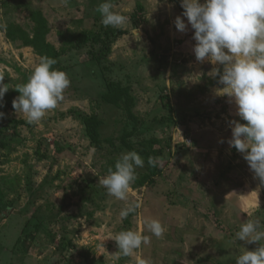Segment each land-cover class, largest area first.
Masks as SVG:
<instances>
[{
  "label": "rangeland",
  "instance_id": "rangeland-1",
  "mask_svg": "<svg viewBox=\"0 0 264 264\" xmlns=\"http://www.w3.org/2000/svg\"><path fill=\"white\" fill-rule=\"evenodd\" d=\"M103 2L0 0V79L9 87L0 107V264H135L137 256L148 264H236L240 248L260 246L233 237L248 219L264 224V184L228 143L229 122L240 120L234 99L216 95L223 86L207 75L214 67L207 59L197 61L186 17L187 30L176 29L180 0H111L128 18L119 27L101 23ZM35 12L47 24L42 49L25 43L35 35ZM118 29L126 34L102 63L93 59L100 46H73L81 32ZM42 56L54 58L71 83L54 109L29 124L12 101ZM197 74L199 81L189 79ZM110 83L130 89L140 121L127 141L145 164L126 200L99 184L129 151L122 139L134 129L125 100H103ZM93 115L102 122V150L86 135ZM148 157L156 176H149ZM136 203L135 212L120 216ZM149 217L163 225L161 237L147 230ZM123 230L148 235L150 243L132 256L117 254L113 238Z\"/></svg>",
  "mask_w": 264,
  "mask_h": 264
},
{
  "label": "clouds",
  "instance_id": "clouds-1",
  "mask_svg": "<svg viewBox=\"0 0 264 264\" xmlns=\"http://www.w3.org/2000/svg\"><path fill=\"white\" fill-rule=\"evenodd\" d=\"M182 16L175 19V27L181 33L188 25L194 30L193 52L197 61H207L214 67L207 75L218 78V96L233 98L240 120L230 121L232 138L229 145L243 154L251 171L264 184V0H180ZM111 0H104L97 7L101 23L119 27L128 18L113 10ZM54 58L40 57L28 81L19 84L15 90L20 93L13 99L12 107L23 114L29 124L39 122L48 110L54 109L70 86V79L64 71L55 69ZM219 65L221 67H216ZM189 79L199 81L197 74ZM9 87L0 79V107H3ZM5 113L0 112V120ZM223 142V141H221ZM149 166H155V158L148 157ZM144 159L136 151H125L117 158L114 169L109 168L106 176L99 178V184L110 196L126 200L130 186L137 178L136 169L143 168ZM140 207L139 203L122 209L120 216L127 218ZM147 230L157 238L165 231L155 218H145ZM234 241L259 242L260 246L248 251L244 248L234 257L236 264H264V224L259 219H248L240 225ZM113 240L119 248L117 254L132 256L142 245L150 243V236L139 231L123 230ZM115 254V255H117ZM135 264H148L136 257Z\"/></svg>",
  "mask_w": 264,
  "mask_h": 264
},
{
  "label": "trees",
  "instance_id": "trees-1",
  "mask_svg": "<svg viewBox=\"0 0 264 264\" xmlns=\"http://www.w3.org/2000/svg\"><path fill=\"white\" fill-rule=\"evenodd\" d=\"M33 21L35 22V35L33 39L26 38L25 43L28 46H33L35 48L42 49L46 45V36L48 34L47 31V24L44 20L43 16L39 12H35L32 14ZM103 32V33H102ZM126 32L118 29V30H108V31H98V32H90L85 31L81 32L74 36L73 38V46L74 48L81 49L87 45L91 46H100V51L97 54H94L93 59L97 63H102L104 60H107L109 54L112 52V43L114 40L118 39L119 37L125 35ZM66 52V51H64ZM130 89L125 87L123 88L120 84L110 83L108 88V93L103 96V100L107 103L113 104L115 106H122V101L124 102V107L127 110V117L134 123V129L131 133H126L122 139V143L125 148L129 151H135L136 149L132 147L128 143V138L133 137V135L137 132L139 127V119L134 115L131 106L133 105V99L129 95ZM21 124H23L21 122ZM102 125L101 120L98 116L93 115L91 117L86 118L85 120V127H86V135L91 140L92 144L98 149L102 150L104 147V143L101 140L100 136V127ZM137 151V150H136ZM145 157L146 153L142 152ZM148 164V162H147ZM151 168V175L149 176H156L158 175L157 169L154 166H150ZM146 182H139L140 186H143Z\"/></svg>",
  "mask_w": 264,
  "mask_h": 264
}]
</instances>
